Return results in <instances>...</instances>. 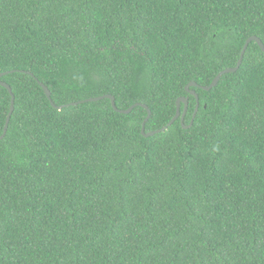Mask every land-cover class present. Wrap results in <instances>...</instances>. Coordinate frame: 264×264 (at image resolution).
Returning <instances> with one entry per match:
<instances>
[{"label":"trees","instance_id":"obj_1","mask_svg":"<svg viewBox=\"0 0 264 264\" xmlns=\"http://www.w3.org/2000/svg\"><path fill=\"white\" fill-rule=\"evenodd\" d=\"M251 35L264 0H0V264H264V51L201 87ZM105 93L192 124L65 106Z\"/></svg>","mask_w":264,"mask_h":264},{"label":"water","instance_id":"obj_2","mask_svg":"<svg viewBox=\"0 0 264 264\" xmlns=\"http://www.w3.org/2000/svg\"><path fill=\"white\" fill-rule=\"evenodd\" d=\"M250 41H255L257 43V45L260 47V49L262 51H264V44L263 42L261 41V39L256 36V35H251L249 36L245 43L243 44L242 46V49L240 51V55L237 59V62L234 66L232 67H227L221 71H219L215 77L212 79V81L208 84V85H205V86H201L204 90H209L210 88H212L213 86H215L217 84V82L219 81L221 75L223 73H228V72H234L236 71L241 62H242V59H243V55H244V52L247 48V45ZM6 72H1L0 73V77L5 74ZM39 84L41 85V87L43 88L44 90V93L47 97V99L50 101L51 105L54 106V107H57L58 109L61 108L63 105H59V106H56L53 102H52V99H51V96H50V90L48 89V87L46 85H44L42 82H39ZM0 85L5 87L9 94H10V105H9V111L6 115V118H5V123H4V126H3V133L0 135V138H3L6 131H7V127H8V123H9V120H10V116L13 112V109H14V94L10 88V85L8 83H6L5 81H2L0 80ZM192 86H197V83L194 82V81H190L188 82L186 85H185V90L194 95L195 98H196V106H195V109H194V113H193V116H192V120L198 110V106H199V103H198V96L196 94V92L192 89H190V87ZM103 98H107L110 100V104L112 105L113 109L119 113H124V114H127L129 113L135 106H142L143 108L146 109L147 111V115L145 116V118L143 119V122H142V126H141V132L143 135L145 136H149V135H152V134H155L157 132H160L164 129H166L169 125H171L176 119L179 118L181 124L184 126V127H189L192 123L190 124H184V121H183V117H184V114H185V111H186V107H187V97L186 96H178L175 100L176 102V110H175V114L172 116V118L169 120V122L162 128H159V129H155V130H150V131H145V123L146 121L149 119L150 115H151V110L150 108L148 107V105L144 104V103H141V102H136L132 105H130L129 107L125 108V109H120L116 106L115 104V97L114 95L110 94V93H105V94H102V95H98V96H94V97H89V98H86L84 100H78V101H73V102H70L68 104H65V106H68V105H76L78 103H81V102H84V101H96V100H100V99H103ZM181 104H183V110L181 112L180 108H181ZM191 120V122H192Z\"/></svg>","mask_w":264,"mask_h":264},{"label":"clouds","instance_id":"obj_3","mask_svg":"<svg viewBox=\"0 0 264 264\" xmlns=\"http://www.w3.org/2000/svg\"><path fill=\"white\" fill-rule=\"evenodd\" d=\"M190 94V93H189ZM192 95V94H191ZM194 96V95H193ZM188 98V97H187ZM179 119V118H178Z\"/></svg>","mask_w":264,"mask_h":264}]
</instances>
